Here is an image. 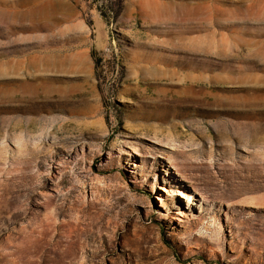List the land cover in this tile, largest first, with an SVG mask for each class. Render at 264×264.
Here are the masks:
<instances>
[{
	"label": "rangeland",
	"instance_id": "1",
	"mask_svg": "<svg viewBox=\"0 0 264 264\" xmlns=\"http://www.w3.org/2000/svg\"><path fill=\"white\" fill-rule=\"evenodd\" d=\"M0 264H264V0H0Z\"/></svg>",
	"mask_w": 264,
	"mask_h": 264
},
{
	"label": "bare ground",
	"instance_id": "2",
	"mask_svg": "<svg viewBox=\"0 0 264 264\" xmlns=\"http://www.w3.org/2000/svg\"><path fill=\"white\" fill-rule=\"evenodd\" d=\"M169 65H174V64L172 61L166 62V61H160V60H146V59L136 58L131 63L130 72L133 73L134 75L141 76V79L144 81H163V80H165L168 82V83H166V85L167 84L172 85V83H169L172 80V77L167 78V75H169V73L174 74L175 72L169 70V68H168ZM173 74L171 76H173ZM136 80L137 79H135V81ZM183 85H184V82H183ZM178 88H180V87H178ZM181 88H182L181 91L169 90V91H166L162 94H159L157 97H151V98H149L151 100V102H143L142 107L148 108L150 105L149 108L153 110V111H150V113H152L153 116L157 115L156 113H158V116H160V118L163 121H168L175 116V113H173V111H175V110L185 111L189 108L187 106V104L189 103L190 99L187 97L186 91L190 87L188 88V84H185L184 86H181ZM135 90L139 91V88H136ZM143 93H146V90L144 92H141V94H143ZM197 93H198V91H197ZM141 97H143V96H141ZM145 98H148V97H143V99H145ZM15 100L24 103L26 101V97H25L24 93H22V94H19L18 97L15 98ZM196 100H197V98H196ZM195 103H197V102H195ZM13 129L17 130V131H26L27 130L24 123L15 124L13 126ZM35 147H36V145H35ZM183 197L186 198V196H184V195H183Z\"/></svg>",
	"mask_w": 264,
	"mask_h": 264
}]
</instances>
